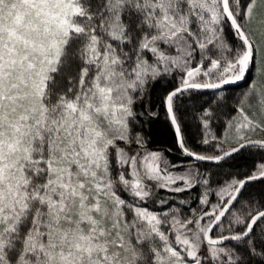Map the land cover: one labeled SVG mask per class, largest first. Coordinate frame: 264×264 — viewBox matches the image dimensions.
I'll use <instances>...</instances> for the list:
<instances>
[{"label": "snow or ice", "instance_id": "6c2138e0", "mask_svg": "<svg viewBox=\"0 0 264 264\" xmlns=\"http://www.w3.org/2000/svg\"><path fill=\"white\" fill-rule=\"evenodd\" d=\"M0 264H264V0H0Z\"/></svg>", "mask_w": 264, "mask_h": 264}]
</instances>
